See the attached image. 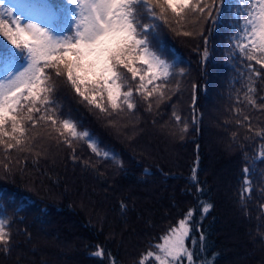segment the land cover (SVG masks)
<instances>
[{
  "label": "trees",
  "instance_id": "obj_1",
  "mask_svg": "<svg viewBox=\"0 0 264 264\" xmlns=\"http://www.w3.org/2000/svg\"><path fill=\"white\" fill-rule=\"evenodd\" d=\"M49 2L60 6V31L73 33L71 3ZM215 3L219 23L215 9L212 17L189 13L183 20L155 9L156 26L145 39L171 63L172 75L154 81L160 87L147 97L137 90L139 76L120 68L133 109L121 95L113 110L107 92L91 85L89 103L66 74L45 69L56 126L38 119L41 107L34 128L24 121L21 145L0 144V218L9 237L0 244V264H158L160 238L189 210L195 227L185 244L194 263L264 264V68L232 51L239 4ZM0 42L14 47L2 33ZM68 118L96 140L99 154L86 137L60 134ZM202 203L212 206L207 214Z\"/></svg>",
  "mask_w": 264,
  "mask_h": 264
},
{
  "label": "snow or ice",
  "instance_id": "obj_2",
  "mask_svg": "<svg viewBox=\"0 0 264 264\" xmlns=\"http://www.w3.org/2000/svg\"><path fill=\"white\" fill-rule=\"evenodd\" d=\"M68 2L74 4L76 9L72 17L74 34L71 31L57 33L36 23L22 25L19 18L12 17L11 9L7 10V15L12 17L11 24L15 25L14 28L0 16V33L14 46L8 48L0 42V65H6L10 61H23L15 70L5 68L4 76L0 78V144H4L8 149L23 143L26 131L24 121L32 122L31 126L34 128L37 119L33 113L40 112L41 107L45 111L38 119L51 121L52 126L57 124V118L48 115V109L55 105L49 98L53 91L49 84L51 74L45 69L54 68L56 76L66 74L75 91L89 103L95 101V95L91 99L86 95L88 86L91 85L92 91L96 93L101 90L107 92L113 110L119 108L117 101L121 95L127 108L133 109L135 105L131 102L132 90L122 92L121 81L124 78L119 72L120 68L131 73L133 79L139 76L140 86L137 90L147 97L152 96L160 87L154 85V81L166 82L172 75V66L151 51L149 42L145 39L151 34L150 28L154 30L156 26L155 9L159 8L161 14L171 10L181 20L189 13L212 17L214 9L217 12V23L222 16V7H217L215 0L211 5L204 0ZM220 3L221 6H226L228 0H220ZM32 7L40 15L55 16L60 6L51 4L49 0H36ZM2 8L3 5H0V9ZM148 17L153 19L147 24L143 23ZM231 41H235L236 46L232 49L234 53H239L264 68V0H247L244 3L242 14L238 17L230 37ZM137 63L143 67L137 68ZM248 67L253 68L251 64ZM251 75L261 77L262 74L253 69ZM81 85L85 87V91H81ZM148 85H154L150 91ZM252 91L249 87V92ZM96 107L105 111L99 103ZM179 119L177 116L178 121ZM60 126L63 129L61 135L67 132L72 139L88 137L89 146L99 154L95 140L87 132H78L77 124L70 118L62 120ZM107 156L105 153L106 158ZM247 171L248 169H245V172ZM195 182L193 177V183ZM211 207L210 204H201L204 214H207ZM192 216L193 211L189 210L178 227L169 229L168 233L160 238L163 243L156 246L160 254L155 257L158 264H177L185 257L188 264H194V254L188 251L185 244V241L190 239V231L195 227L190 224ZM5 228V221L0 219V244L8 243L9 237ZM96 254L104 253L98 250Z\"/></svg>",
  "mask_w": 264,
  "mask_h": 264
},
{
  "label": "rangeland",
  "instance_id": "obj_3",
  "mask_svg": "<svg viewBox=\"0 0 264 264\" xmlns=\"http://www.w3.org/2000/svg\"><path fill=\"white\" fill-rule=\"evenodd\" d=\"M35 2H36V0H0V5H3V8L0 10V16L7 15V10L11 9L12 17L19 18L22 25H25L27 23H36V24H38V26H41V27L47 26L49 28V30H54L57 33L61 32L59 29L60 28L59 25L56 24V19H57L56 14H55V16L40 15L32 7L35 4ZM246 2H247V0H244V3H246ZM74 11H76V9H74ZM71 14H73L72 11H71ZM162 60H164V59H162ZM20 63H23V61L9 62L8 64L0 67V78H3L5 68H10V69L15 70L16 68L19 67ZM166 63L171 66V63H169V62H166ZM92 96H93V94L91 95V98H92ZM95 97H96V95H95ZM86 138L89 139L88 137H86ZM93 140H95V139H93ZM95 142H96V140H95ZM96 147H97V142H96ZM103 155H105V153H103ZM109 156H111V155H109ZM184 259L187 261V259L185 257V258H182L180 261H178L177 264H188L187 263L188 261L186 262V261H184ZM194 264H203V263H202V261H199L198 263H194Z\"/></svg>",
  "mask_w": 264,
  "mask_h": 264
}]
</instances>
